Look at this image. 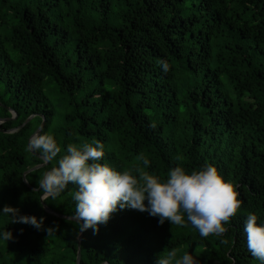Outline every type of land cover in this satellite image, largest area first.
<instances>
[{
	"label": "trees",
	"instance_id": "16d2710c",
	"mask_svg": "<svg viewBox=\"0 0 264 264\" xmlns=\"http://www.w3.org/2000/svg\"><path fill=\"white\" fill-rule=\"evenodd\" d=\"M0 119V211L44 218L37 229L0 217L14 236L0 240V264H76L78 223L40 202L57 161L23 183L43 163L28 150L43 120L62 150L100 140L102 163L135 175L212 164L242 201L222 237L119 210L83 232L79 264H155L172 248L199 264H260L244 222H264V0H0ZM74 190L43 202L73 218Z\"/></svg>",
	"mask_w": 264,
	"mask_h": 264
},
{
	"label": "clouds",
	"instance_id": "9594fccd",
	"mask_svg": "<svg viewBox=\"0 0 264 264\" xmlns=\"http://www.w3.org/2000/svg\"><path fill=\"white\" fill-rule=\"evenodd\" d=\"M163 72L170 70L166 60H160ZM28 150L39 152L46 162L57 161L56 166L47 170L39 181L40 188L53 198L60 196L69 184L75 186L73 200L76 211L73 219L79 231L92 229L99 231L107 224L111 215L119 210L132 209L147 212L157 217L162 225L165 221L180 226L189 224L199 231L202 237L217 235L222 237L228 230L230 218L240 208L242 201L239 192L231 181H226L212 164L199 170L187 171L177 165L169 170L167 178L143 169L117 170L109 163H102L105 157V144L100 140L70 143L62 150L54 135L43 133L34 135ZM62 151L64 152L61 155ZM58 158V159H57ZM145 166L151 161L146 155L139 157ZM147 201V203H145ZM7 216L10 223H23L41 229L44 218L21 214L19 208L5 205L0 217ZM185 216L187 219H185ZM256 213L247 214L244 230L247 247L260 264H264V222ZM49 235L55 229L49 228ZM13 233L0 231V240H13ZM222 242L227 243V240ZM155 264H199L190 252L182 256L172 248L164 255L157 256Z\"/></svg>",
	"mask_w": 264,
	"mask_h": 264
},
{
	"label": "water",
	"instance_id": "95a60500",
	"mask_svg": "<svg viewBox=\"0 0 264 264\" xmlns=\"http://www.w3.org/2000/svg\"><path fill=\"white\" fill-rule=\"evenodd\" d=\"M13 115H14V117H13V118H10L9 120H12V119H14V118L16 117V114L13 113ZM32 118H33V116H30V117H29V118L23 123V125H21L19 128H21V127H23L24 125H26V124H27ZM4 121H5L4 119H0V124H2ZM43 126H44V120L42 121V123L40 124V126H39V128L36 130V132L30 137V140H31V138H32L34 135H36V134H38V133H39V134L41 133V131H42V129H43ZM15 131H16V129L5 130L4 133H13V132H15ZM30 140H29V141H30ZM35 155H36V154H35ZM36 156L39 157V158L43 161V163H42L41 165L35 166V167H33V168H31V169H29V170H27L26 172L23 173V183H25L28 187H30V186L28 185V183H27V181H26V175H27L28 173H30V172L36 170V169H39V168H41V167L46 166V165L48 164V162H46V161L43 160L42 156H39V155H36ZM40 189H41V188H40V186H39L38 190H40ZM48 196H50V195H48V194H43V195L41 196V198H40L41 205H42L43 209H44L47 213H49V214H51V215H54V216H56V217H58V218H63V219H67V220H71V221L77 222V221L74 220L73 218L65 217V216L59 215L58 213H56V212L52 211L51 209H49V208L44 204V202H43L44 199L47 198ZM77 223H80V222H77ZM82 234H83V232H79V234H78V236H77L78 252H77V260H76V264H79V260H80V258H79V256H80V251H79V250H80V241H81V238H82ZM103 264H107V263H103Z\"/></svg>",
	"mask_w": 264,
	"mask_h": 264
}]
</instances>
